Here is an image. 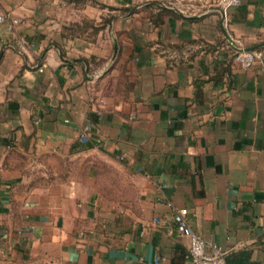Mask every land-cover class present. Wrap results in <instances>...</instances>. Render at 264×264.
Instances as JSON below:
<instances>
[{"label": "crops", "instance_id": "1", "mask_svg": "<svg viewBox=\"0 0 264 264\" xmlns=\"http://www.w3.org/2000/svg\"><path fill=\"white\" fill-rule=\"evenodd\" d=\"M216 1L0 0V264H189L179 208L264 264V0Z\"/></svg>", "mask_w": 264, "mask_h": 264}, {"label": "built area", "instance_id": "2", "mask_svg": "<svg viewBox=\"0 0 264 264\" xmlns=\"http://www.w3.org/2000/svg\"><path fill=\"white\" fill-rule=\"evenodd\" d=\"M241 0H217V5L223 10L239 5ZM5 21V16L0 14V22ZM17 19H10L8 29L12 30L17 24ZM25 46L21 45V49ZM233 60L242 69H247L259 60L262 62L261 68L264 69V49L247 48L242 44H236L233 53ZM104 103L103 101H101ZM91 124H87L80 130V141L85 143L88 140L87 134ZM164 185H162L163 187ZM158 201L172 207V202L163 197H159ZM188 210L179 208L174 211L173 219L178 232L188 238V256L189 264H226L225 252L216 243L207 242L200 235L193 231L187 220Z\"/></svg>", "mask_w": 264, "mask_h": 264}, {"label": "trees", "instance_id": "3", "mask_svg": "<svg viewBox=\"0 0 264 264\" xmlns=\"http://www.w3.org/2000/svg\"><path fill=\"white\" fill-rule=\"evenodd\" d=\"M257 48H261V49H264V47H257Z\"/></svg>", "mask_w": 264, "mask_h": 264}]
</instances>
